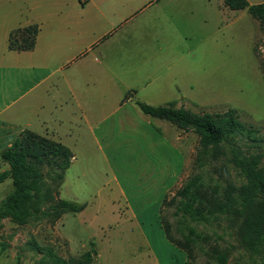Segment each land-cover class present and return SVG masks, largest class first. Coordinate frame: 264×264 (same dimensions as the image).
<instances>
[{
	"label": "rangeland",
	"instance_id": "1",
	"mask_svg": "<svg viewBox=\"0 0 264 264\" xmlns=\"http://www.w3.org/2000/svg\"><path fill=\"white\" fill-rule=\"evenodd\" d=\"M52 1L0 0V48L7 29L18 28L26 16L35 17ZM65 2L66 20L74 15L73 25L80 19L90 27L94 40L85 53L89 61L100 57L151 64L169 61L171 77L181 89L182 107L196 113L235 108L240 120L260 128L256 141L239 136L236 143L244 154L264 151V32L245 9L234 11L226 7V12L219 13L221 0H88L84 6L77 0ZM18 91L12 94L13 98ZM180 134L177 140L182 139L187 148L189 175L196 136L191 131ZM100 147L90 146L92 163L98 164L92 177L87 174L79 178L78 188L69 191V174L65 171L59 187L61 198L72 200L69 195L74 194L78 200L72 201L84 203L80 212L63 213L54 223L39 220L18 225L9 217L0 218V264H40L46 246L61 257L94 247L95 257L90 264H153L152 253L138 236L131 215L146 213L151 217L157 206L148 178L133 168L135 156L148 152L132 151V146L121 143ZM101 153L107 164L99 159ZM226 156L227 152L219 160L207 162L203 166L204 177L210 174L214 178L211 164L220 162L227 180L237 186L243 178L226 162ZM100 162L104 166L100 167ZM259 165L264 168V153ZM10 189V179L6 178L0 183V199ZM170 210L165 208L163 215L172 222ZM156 222L149 226L154 230L153 237L164 238ZM188 224L200 236L193 243L192 264H217L213 253L210 260L205 255L209 256L212 247L227 251L225 264H264L263 251L250 255L239 246L229 217L217 215L207 222ZM141 227L146 229L148 225ZM171 233L179 237L173 229ZM150 241L160 264H181L176 251L159 250L151 238Z\"/></svg>",
	"mask_w": 264,
	"mask_h": 264
},
{
	"label": "crops",
	"instance_id": "2",
	"mask_svg": "<svg viewBox=\"0 0 264 264\" xmlns=\"http://www.w3.org/2000/svg\"><path fill=\"white\" fill-rule=\"evenodd\" d=\"M80 1L77 0L78 4L84 6L88 0ZM261 1L264 0H247ZM66 7L65 0H53L35 17L26 16L18 24L17 27L38 25L34 45L29 50L8 49L11 29L5 31L4 45L0 48V151L24 129L62 143L73 155L65 170L69 174V191L78 188L79 178L87 174L92 177L98 167L92 163L91 145L100 149L103 144L121 143L132 146V151H147L135 156L133 168L138 175L148 178L157 206L151 217L132 212L138 236L152 253L153 264L160 263L154 256L150 238L156 248L172 249L179 254L181 264H189L186 252L171 243L164 231V238L157 235L155 239L154 230L149 227L157 221L162 228L161 200L188 176L187 148L182 139L177 140L182 131L163 119L142 113L134 103L139 100L151 105L184 106L181 89L170 74V62L135 63L130 59L121 62L122 59L101 57L89 61L85 53L94 40L90 27L80 19L73 25L71 10H68L71 17L66 20ZM226 11L222 1L219 2L218 12ZM23 84L26 86L18 91ZM78 146H83L84 153ZM99 159L107 164L104 153ZM99 166L104 165L100 162ZM112 178L116 180L115 176ZM69 196L78 200L74 194ZM143 224L148 228L142 229Z\"/></svg>",
	"mask_w": 264,
	"mask_h": 264
},
{
	"label": "trees",
	"instance_id": "3",
	"mask_svg": "<svg viewBox=\"0 0 264 264\" xmlns=\"http://www.w3.org/2000/svg\"><path fill=\"white\" fill-rule=\"evenodd\" d=\"M221 1L231 10L246 9L264 32V1ZM37 31V24L11 30L7 38L8 49H31ZM134 103L142 113L163 119L175 128L191 131L196 136L192 172L172 194L165 195L161 200L159 217L165 237L183 249L189 264H192L195 258L193 243L200 236L188 222L202 223L217 215H224L231 220L241 248L250 255L264 252V168L259 165L264 151L244 154L236 143L239 136L256 141L260 128L240 120L232 107L222 112L196 113L172 104L151 105L139 100ZM226 152V162L231 163L243 178V182L237 186L227 180L224 165L220 162L211 164L214 178L210 174L204 177L203 166L219 160ZM72 156L68 147L56 140L28 129L20 131L0 151V183L6 178L11 182L10 191L0 199V218L9 217L18 225L39 220L54 223L63 213L81 211L84 203L59 196V187ZM165 208L171 209L172 222L164 217ZM172 229L179 237L171 233ZM212 253L217 264L226 263L227 251L212 247L209 256L205 254L206 258L212 259ZM94 257V247L76 255L61 257L46 246L39 263L90 264Z\"/></svg>",
	"mask_w": 264,
	"mask_h": 264
}]
</instances>
